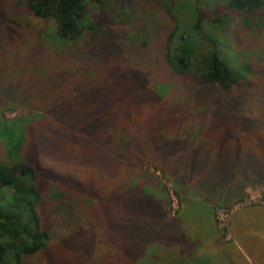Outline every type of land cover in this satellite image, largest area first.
Listing matches in <instances>:
<instances>
[{
    "label": "rangeland",
    "instance_id": "374dc122",
    "mask_svg": "<svg viewBox=\"0 0 264 264\" xmlns=\"http://www.w3.org/2000/svg\"><path fill=\"white\" fill-rule=\"evenodd\" d=\"M227 1L107 0L103 12L89 7L87 17L98 25L120 16L118 20L126 26L125 33H117L122 46L136 45L139 41L146 43L143 51L146 85L142 92L138 87L128 90L126 84L113 92L103 87L104 83L98 89L100 95L98 91L91 92L83 94L81 99L78 92L89 90L84 84L79 88L78 81L83 79L96 85L103 82L104 76L84 64L79 56L74 57L75 54L55 45L48 35L23 46L7 47L0 43V120L25 115L36 117L39 121L31 122L35 125L45 122L40 121L42 117L62 132L67 122L45 113L50 105L57 106L56 103L65 99L70 115L74 116L70 131L73 129L76 136L80 134L82 139H89L92 153L97 155L103 170L106 167L113 183L116 176L117 183L137 181L139 177L145 179L142 186L149 189L150 198L149 207L145 208L149 220L145 222L144 232L155 238L149 240V246L141 243L145 253L135 264H264V85L258 88L252 105L245 108L241 105L246 104L245 98L240 99L244 88L227 93L217 86H200L189 77L175 75L167 64L165 44L174 24L168 11L180 25L188 26L193 12L202 9L204 30L220 41L224 56L231 59L238 52L256 59L264 68V25L254 22L250 29L245 28L242 16L229 8ZM213 15L226 18L229 26L221 31L215 29ZM31 21L38 30L44 26L37 20ZM47 30L53 33L49 27ZM206 51H210V47L205 46ZM118 58L121 64H127L130 56L123 52ZM55 70L77 75L61 94L58 88L48 87L43 92L41 88L36 89L33 80L48 81ZM20 77H24L20 93L29 100L24 104L30 105L32 110L14 103L7 91L16 87ZM251 97L252 94L247 93L246 99ZM55 106L53 110L59 113ZM237 108L239 111L234 112ZM76 112L87 116L79 120ZM252 114L261 122L252 121L250 125ZM244 116L247 122H241ZM244 122L254 129H249L242 124ZM237 130L242 132L241 137ZM68 141L72 156L83 151L73 138ZM65 144L62 141L58 146L61 149ZM220 156L219 161L214 162ZM245 156L251 159L250 163ZM233 158L237 160L231 169L229 159ZM35 160L51 172L43 174L51 193L62 194L66 203L76 199L83 205L91 204L88 188L91 172L85 164L91 160L90 156H79L77 160L86 162L74 161L75 166L69 167L70 172L85 179L88 185L82 187L70 182L69 172L62 170L60 160L41 157ZM217 163L231 169L227 179L221 175ZM122 176L127 179H120ZM220 194L224 200L218 197ZM203 195L208 200H200ZM53 199H56L54 195ZM55 204L48 202L44 209V216L48 218L44 225L53 239L68 234L69 229L65 225L59 230ZM157 207L165 210V218H158ZM253 209L258 210L260 220L250 223L247 220V223L255 225L260 234L251 236L247 233L251 232L250 227L245 234L239 219ZM236 214L239 216L233 221ZM231 225L239 231L235 237L239 240L234 239Z\"/></svg>",
    "mask_w": 264,
    "mask_h": 264
},
{
    "label": "trees",
    "instance_id": "16d2710c",
    "mask_svg": "<svg viewBox=\"0 0 264 264\" xmlns=\"http://www.w3.org/2000/svg\"><path fill=\"white\" fill-rule=\"evenodd\" d=\"M106 1L0 0V43L7 47L23 46L48 35L55 45L75 54L74 57L79 56L84 64L104 76L103 82L96 85L83 79L78 81L79 88L84 84L89 90L82 94L78 92L81 99L84 98L83 94L97 92L104 83L103 87L113 92L120 90L123 84L127 85L128 90L138 87L142 92L146 85L143 59L146 43L139 41L136 45H121L123 41L117 37V33H125L126 26L119 21V15L99 25L87 17L89 7L103 12ZM226 5L242 16L245 28L250 29L254 22L264 25V0H228ZM201 10L193 12V19L188 26L180 25L173 13L168 11L174 24L165 44L167 64L175 75L189 77L200 86H217L227 93L244 88L240 99L245 98L246 104L241 105L249 108L258 88L264 85V68L256 59L238 52L231 59L224 56L220 41L210 37L204 30L205 18ZM32 19L44 26L38 30ZM211 20L214 28L220 31L229 26L226 18L213 15ZM47 27L53 30L52 34ZM205 46L210 47V51L205 52ZM123 52H128L130 56L127 64L119 62L118 54ZM53 73L48 81L33 80L36 89L41 88L43 92L53 87L58 88V94H61L60 91L66 90L73 82V76L77 75L56 70ZM23 86L24 77H20L16 87L12 86L7 91L14 103L29 106L32 110L30 105L24 104L29 100L20 93L19 89ZM100 92H97L98 95ZM247 93L248 96L252 94L249 100L246 99ZM19 97L22 99L18 102ZM63 101L56 103L57 106L50 105L45 113L67 122L62 132L42 117L40 121L45 122L35 125L31 122L39 120L25 115L12 120H0V264H135L145 253L141 243L145 242V247L146 244L149 246V240L155 238L144 232L145 222L149 220L145 208L148 209L150 198L147 194L149 189L142 186L145 179L139 177L137 181L117 183L116 176L113 183L106 167L103 170L97 155L92 153L89 139H82L80 134L76 136L73 129L70 131L69 124L73 122L74 116L70 115L66 100ZM53 106L59 113L53 110ZM76 113L79 114V120L87 116ZM242 121L247 122V116ZM252 121L258 124L260 120L253 116L250 125ZM246 122L242 124L249 126ZM57 127L60 128L59 125ZM224 127L226 129L227 125ZM228 129L231 130L230 125ZM249 129L253 130L254 127L249 126ZM239 133L242 132L237 130V135ZM69 138H73L79 150L83 151H77L72 156ZM62 141L66 144L60 149L58 144ZM34 155L60 160L62 170L69 172L67 177L73 185L82 187L89 184L91 204L83 205L81 200L76 199L66 203L62 194L51 193L43 178L44 173L51 172L42 168ZM79 156H90L91 160H77ZM248 157L246 160L250 163ZM236 160L229 159L232 168ZM74 161L86 162L91 172L88 184L80 175L70 172L69 167L75 166ZM64 167L67 169L64 170ZM257 167L260 171V167ZM225 168L221 167V171ZM251 168H254L253 163ZM54 176L58 177L56 174ZM123 178L126 177L120 179ZM53 195L56 199H53ZM48 202H56L59 230H62L61 226L68 225V234L54 239L51 237L44 225V220H48L44 216ZM156 211L158 218H165L162 207H157Z\"/></svg>",
    "mask_w": 264,
    "mask_h": 264
},
{
    "label": "crops",
    "instance_id": "0c3cea01",
    "mask_svg": "<svg viewBox=\"0 0 264 264\" xmlns=\"http://www.w3.org/2000/svg\"><path fill=\"white\" fill-rule=\"evenodd\" d=\"M217 161H219V157H216V159H215V161L214 162H217ZM218 164V163H217ZM218 167H219V170H220V173H221V175H223V176H225L226 177V179L228 178V175H229V172L230 173H232V171H231V169H233V168H228V167H226L225 169H224V171H221V165L220 164H218L217 165ZM230 169V170H229ZM229 170V171H228ZM219 198H223V194H220L219 196H218ZM200 200H208L207 199V197H205V195H203V196H201L200 198H199ZM223 200H224V198H223ZM207 205V204H206ZM208 207V206H207ZM254 211H251V212H247V213H245V214H242L241 215V218L239 219L240 221H242V229H243V231L245 232V234H246V230L248 229V227H250L249 229H250V231L251 232H247L248 234H251V236L252 235H259L260 234V231H259V229L255 226V225H251V224H249L250 222H256V221H259L260 220V218H258V210L257 209H253ZM242 211H240V212H238L239 213V215H240V213H241ZM237 213V214H238ZM236 214V216L234 217V219H233V221H236L237 220V218H238V216L239 215H237ZM247 220L249 221V223H247ZM232 221V222H233ZM264 223V222H263ZM262 225V224H261ZM231 230H232V233H233V237H234V239L236 240V239H238V238H235V237H237L238 236V233H239V231H237V230H235V228L233 227V225H231ZM239 240V239H238Z\"/></svg>",
    "mask_w": 264,
    "mask_h": 264
}]
</instances>
